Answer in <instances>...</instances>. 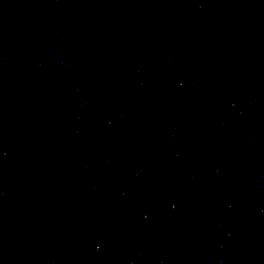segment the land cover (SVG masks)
Listing matches in <instances>:
<instances>
[{
    "label": "water",
    "instance_id": "obj_1",
    "mask_svg": "<svg viewBox=\"0 0 264 264\" xmlns=\"http://www.w3.org/2000/svg\"><path fill=\"white\" fill-rule=\"evenodd\" d=\"M222 0H0V264H145Z\"/></svg>",
    "mask_w": 264,
    "mask_h": 264
}]
</instances>
